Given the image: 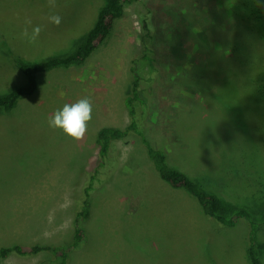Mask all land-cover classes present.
Segmentation results:
<instances>
[{
  "label": "rangeland",
  "instance_id": "rangeland-1",
  "mask_svg": "<svg viewBox=\"0 0 264 264\" xmlns=\"http://www.w3.org/2000/svg\"><path fill=\"white\" fill-rule=\"evenodd\" d=\"M248 2L125 4L107 38L82 65L37 74L35 91L20 97L9 112H0V249L69 244L81 192L90 188L89 215L81 222L84 238L66 264H249L246 222L238 219L227 228L202 215L191 196L158 177L138 135L130 133L111 143L105 157L97 156V131L124 128L129 122L123 98L132 61L142 53L140 19L145 18L156 72L149 77L147 64L140 65L146 100L138 116L143 137L165 152L168 166L196 181L225 207L249 213L259 224L254 238L264 264V158L251 138L262 135V111L252 102L248 79L242 80L244 89H238L245 107L240 113L238 100H229L234 87L218 89L223 80L229 82L230 69L205 68L211 53L233 63L224 39L235 25L234 6L239 3L244 10ZM103 3L57 0L54 11L62 23L55 26L48 21L53 10L47 0H0V95L26 83L16 61L72 53ZM27 19L43 29L35 43L21 38ZM83 97L93 105L83 139L73 141L49 128L47 120L55 110ZM244 117L250 120L246 124ZM57 263L45 251L30 258L12 253L0 260Z\"/></svg>",
  "mask_w": 264,
  "mask_h": 264
},
{
  "label": "trees",
  "instance_id": "trees-1",
  "mask_svg": "<svg viewBox=\"0 0 264 264\" xmlns=\"http://www.w3.org/2000/svg\"><path fill=\"white\" fill-rule=\"evenodd\" d=\"M138 0H104L102 7L97 12L95 23L92 28L86 33L83 41L76 47V49L65 57H52L44 61L21 63L16 61L18 70L25 76L26 83L19 86L9 93L0 95V112H9L16 101L22 97L31 95L36 89V75L39 73H46L54 69H67L70 67H78L88 58V56L100 45L109 35L114 19L119 18L123 13L125 4L137 2ZM244 6V10L240 9L239 3L234 6L235 25L231 28L232 32L227 37L224 43L225 47H230L232 52L231 65L223 60H219V56L215 53L209 55V61L205 68H228L231 76L229 82L223 80L220 82L219 90H229L233 88L234 95H230L229 100L233 98L239 103L240 108L245 112L244 104L240 103L238 96V89H244L243 79H248L247 86L253 91L252 102L260 107L264 119V0H250ZM141 25V47L142 53L138 59H133L130 67L131 79L127 92L123 98V105L126 109L129 119L128 124L124 128L104 127L100 128L95 135V145L97 146V156L101 159L108 153L111 143L123 140L130 133L138 135L141 143L145 148L146 156L151 163L152 168L157 173L158 177L168 186L175 189H182L186 194L191 196L198 205L200 212L205 217L211 218L218 224L231 228L235 226L238 219H243L249 229V238L246 246V256L249 264H261L258 246L256 244L254 234L259 226L248 212L241 208H227L223 205L220 199L214 194L201 189L196 181H193L187 175L171 168L166 163V154L163 150L151 146L143 137L142 130L139 126L138 116L145 111L146 100L144 96V89L141 88L143 82V73H141V64L146 63L148 71L146 75L155 74L156 70L153 65V59L150 56L151 50L149 48L151 35L149 22L142 18ZM221 61V62H220ZM249 72L248 74H246ZM249 75V76H248ZM146 83L148 81L144 80ZM152 79L147 84H150ZM244 85V86H245ZM231 92V93H232ZM246 93V91H245ZM246 96V95H245ZM232 97V98H231ZM222 99V98H221ZM246 102H250L247 97ZM235 102V101H234ZM236 103V102H235ZM228 105V104H227ZM245 115V113H244ZM245 124L247 121L244 117ZM246 129L249 128V133L252 124L247 123ZM252 133V132H251ZM250 133V134H251ZM254 145L261 156L264 158V120L263 131L260 137L254 138ZM196 182V183H195ZM89 190L90 188H83L78 203V209L73 215L72 219V240L67 245L55 246H40L32 245L29 249H23L19 245H12L0 249V260L6 259L10 254L14 253L20 257L30 258L39 252H50L58 260L57 264H66L69 259V254L84 238V230L81 222L85 221L89 215ZM229 211L230 215L225 212Z\"/></svg>",
  "mask_w": 264,
  "mask_h": 264
},
{
  "label": "clouds",
  "instance_id": "clouds-1",
  "mask_svg": "<svg viewBox=\"0 0 264 264\" xmlns=\"http://www.w3.org/2000/svg\"><path fill=\"white\" fill-rule=\"evenodd\" d=\"M47 6L52 11L48 16L49 23L59 26L62 23V17L55 13L57 0H47ZM26 27L21 32V38L29 43H35L41 31L40 25H32V21H25ZM93 105L89 97H83L73 103H65L62 108L57 109L47 120L50 129L62 132L66 137L73 141H80L88 131V125L92 120Z\"/></svg>",
  "mask_w": 264,
  "mask_h": 264
}]
</instances>
